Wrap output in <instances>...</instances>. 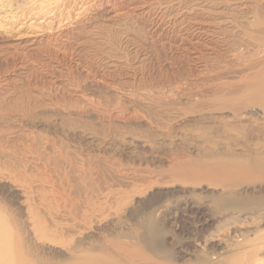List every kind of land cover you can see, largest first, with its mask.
<instances>
[{"label": "rangeland", "instance_id": "rangeland-1", "mask_svg": "<svg viewBox=\"0 0 264 264\" xmlns=\"http://www.w3.org/2000/svg\"><path fill=\"white\" fill-rule=\"evenodd\" d=\"M190 3L0 0V264H187L264 235V173L201 174L226 154L251 166L264 115L213 111L208 73L237 44L214 27L200 55L182 46L192 21H169Z\"/></svg>", "mask_w": 264, "mask_h": 264}, {"label": "bare ground", "instance_id": "bare-ground-1", "mask_svg": "<svg viewBox=\"0 0 264 264\" xmlns=\"http://www.w3.org/2000/svg\"><path fill=\"white\" fill-rule=\"evenodd\" d=\"M189 1H192V3H190L191 4L190 7L188 9L185 8L186 10L182 11L183 13L175 12L178 15L177 16L175 15L176 17L173 16V18L169 21L172 27L175 25L177 26L178 25L177 23L181 20H187V21L189 20V22L192 21L191 26H188L190 27L188 29L189 31L187 30L180 31L178 29L179 30L178 32H180L181 34L180 38H182L181 39L182 41L180 40L179 43L182 46H186V48L193 47V49L195 50V53L193 52L192 53L195 55L196 54L200 55V52H201L200 47L201 46L203 47L206 45L204 42H202V40L205 37L201 38L200 33L208 30V28H214V27L215 28L220 27L218 29H221V28L222 29L224 28L226 30L228 29L233 35L231 37H234L231 39H234L233 41L236 42L237 44L236 50L231 52V54L230 52H227L230 54V57L228 59L226 58L228 62L226 64L228 65L227 66L225 65L223 67L221 66L222 68L225 67V69H228V70L230 68H233L234 70L232 69L231 71L224 72V76H222L221 74L218 75V71L217 72L213 71L211 73L210 72L208 73V75L210 74L209 75L210 77L207 79L211 78L210 79L211 82L207 86V91L211 93L212 100L216 102V104H218L217 107L214 108L213 111H221L222 108H219L218 106H220L222 103L229 104L232 102L233 103L236 102L239 104V109L236 110L235 112L232 111L231 116L235 117L239 121L247 122L250 116L255 115V114L264 115V0H189ZM174 2H177V1H174ZM142 5H145V4H142ZM164 9H165L164 12L165 11L170 12V10H172L169 8V5H165ZM174 9H177V8H174ZM206 20H208L209 22ZM180 23L182 24V22ZM213 24H215V26ZM184 25L186 26L188 24H184ZM147 28H148L147 29L148 33L151 36L157 37L155 38V40L156 39L158 40L157 42L159 43V45L161 44L163 46L165 43H169V42L171 44V37H170L171 35L169 33V30L166 32H158L157 26H153V25H150ZM207 33H210V32H207ZM206 35H209V34H206ZM174 46L175 48H177L176 45ZM132 48L137 51L136 46ZM198 49L200 51H198ZM211 52H214V50ZM107 55L101 54L99 56L100 58L98 61V64H99L98 67H100L102 72L104 69L105 70L109 69L107 68V66L114 67L115 65V61H113L112 58L110 59L107 58ZM117 62H119L118 59L116 63ZM202 66L199 65L198 68H202ZM207 69L209 70V68ZM221 73L223 72L221 71ZM202 74H199V75H202ZM125 75H128V74H125ZM134 75H137V74L134 73ZM203 76L202 77L200 76L201 77L200 80L203 79ZM168 86L171 87V85H168ZM171 90H173V88ZM217 115H221V113H217ZM87 130L89 129L88 128L84 129L82 133L86 135L85 138L87 141H89V143H96L94 144V146H98L99 148V147H106L108 145L115 144L114 143L115 139L113 137L108 136V138L109 137L110 138L107 139L105 137L98 136L97 135L98 133L96 135L93 134L94 131L92 133V129L90 130L91 132L90 131L88 132ZM131 139L135 140V138H131ZM260 150H259L260 153H255V155L253 154L254 157L252 158V165L248 166V168L245 165H243L241 161H238L235 159H226V157L230 156L226 154V155H222L217 161L213 162L212 166L203 168L201 170V174L210 178V180L212 181H220V180H223V178H235L236 176L250 173V172L264 173V161H258L259 160L258 155L264 154V147H262L261 151ZM210 156L212 158L219 157L218 155H210ZM234 157L238 158L235 155ZM262 211H264V207ZM216 243H217V246L221 248L222 252L212 253V255H207L209 257L205 259L197 260V261H194L193 263L189 262L187 264H264V235L257 234V235H254L250 239L245 238L243 239L242 243L237 244L236 246H234V248H230V246L232 245H225V241L223 240H217ZM238 245H240L241 247L240 246L238 247ZM23 264H31V263H23Z\"/></svg>", "mask_w": 264, "mask_h": 264}]
</instances>
